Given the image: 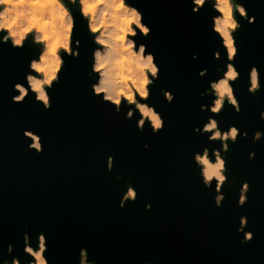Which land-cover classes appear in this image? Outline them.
Masks as SVG:
<instances>
[{
	"label": "water",
	"instance_id": "water-1",
	"mask_svg": "<svg viewBox=\"0 0 264 264\" xmlns=\"http://www.w3.org/2000/svg\"><path fill=\"white\" fill-rule=\"evenodd\" d=\"M135 6L151 28L147 37L138 35L137 44L147 45L160 68L146 101L163 116L159 132L148 122L143 130L138 127V110L126 118L129 106L116 112L94 95L97 75L89 72L96 45L78 3L73 11L80 54L64 56L59 82L49 89V109L31 91L22 103L12 100L18 94L15 83L27 86L39 45L31 38L23 48L0 43V264L14 256L21 264L31 259L24 252V234L35 248L41 232L49 264H79L81 248L94 264H264V136L253 140L257 130L264 133V0H244L254 23L236 14L239 52L232 62L240 72L234 83L240 111L226 102L218 115L201 110L215 98L210 81L221 77L229 62L212 29L217 13L211 4L198 12L192 11V0H135ZM252 66L259 69L261 84L254 94L248 90ZM202 69H207L203 76ZM164 91L173 93L171 102ZM209 117L222 131L232 125L240 129L227 152L202 131ZM25 129L41 137L43 151L29 148ZM205 147L210 155L219 149L227 163L219 207L215 181L205 186L194 160ZM245 181L248 199L240 206ZM129 185L137 198L121 207ZM241 216L248 220L245 231L253 232L246 242L238 231Z\"/></svg>",
	"mask_w": 264,
	"mask_h": 264
},
{
	"label": "clouds",
	"instance_id": "clouds-1",
	"mask_svg": "<svg viewBox=\"0 0 264 264\" xmlns=\"http://www.w3.org/2000/svg\"><path fill=\"white\" fill-rule=\"evenodd\" d=\"M77 3L80 16L86 20L87 29L96 45L89 72V76L97 75V82L91 84L94 95L102 96L104 102L114 105L116 112H120L125 105L129 106L126 118H132L138 110L140 118L137 124L141 130L148 122L154 133L161 131L164 127L163 116L155 106L146 102L151 96V86L159 78L160 68L155 62L154 53L147 51V45L143 42L137 44L138 35L147 37L151 28L143 22V13L135 6V0H0V43L10 42L13 48H23L31 38L34 44L40 46L38 58H32L29 62L30 71L25 77L27 86L20 82L14 84L18 94L12 97L13 102L22 103L31 91L35 100L42 103L45 109L51 107L49 89L59 82L65 64L64 56L78 57L80 54L81 41L76 38V16L73 11ZM192 3L193 12L211 4L217 13L212 17V29L221 39L229 61L223 75L210 81V91L215 98L210 106L201 105V110L208 109L218 115L227 102L239 112L240 104L235 95L234 83L239 79L240 72L232 62L239 52L234 34L239 31L241 23L236 14L250 24L256 18L248 15L244 0H192ZM214 56L219 59L220 52H215ZM206 72L207 69H202L199 74L203 76ZM249 79L248 90L254 94L261 87L260 72L256 66L251 67ZM163 94L168 102L174 99L170 91H164ZM205 94L208 92L201 93ZM260 116L264 119V112ZM196 131L201 129L197 128ZM202 131L210 133V141L220 140L225 152L229 148L228 142H235L240 135V129L235 125L222 131L219 122L213 117H209ZM243 135L247 137L248 133L245 131ZM24 136L31 140L29 148L43 151L38 134L25 129ZM262 136L264 133L257 130L253 140L258 141ZM254 157L255 152H251L249 158ZM194 160L200 167L204 185L211 187L215 181V203L221 206L224 200L222 186L228 180L227 163L221 151L212 149L210 155V150L205 147L202 153L194 154ZM112 167L113 157L109 156L107 168L111 170ZM249 188V183L243 182L238 200L240 206L247 202ZM137 195L135 188L129 185L120 206L123 207L128 200L134 201ZM146 207L150 208L151 205ZM247 223V217L241 216L238 231L243 232L242 242L253 239V232L245 231ZM47 248V238L43 232L38 234V246L35 248L29 234L25 233L24 252L31 257L25 264H49ZM12 250L13 246L9 244L8 252ZM2 264H21V260L14 256L10 261L3 260ZM79 264H94L88 258L86 248L80 250ZM145 264L154 262L146 261Z\"/></svg>",
	"mask_w": 264,
	"mask_h": 264
},
{
	"label": "bare ground",
	"instance_id": "bare-ground-1",
	"mask_svg": "<svg viewBox=\"0 0 264 264\" xmlns=\"http://www.w3.org/2000/svg\"><path fill=\"white\" fill-rule=\"evenodd\" d=\"M38 55H39V53H38ZM38 55H37V58H38ZM26 86V85H25ZM23 264H25V263H23Z\"/></svg>",
	"mask_w": 264,
	"mask_h": 264
},
{
	"label": "rangeland",
	"instance_id": "rangeland-1",
	"mask_svg": "<svg viewBox=\"0 0 264 264\" xmlns=\"http://www.w3.org/2000/svg\"><path fill=\"white\" fill-rule=\"evenodd\" d=\"M40 47V46H39Z\"/></svg>",
	"mask_w": 264,
	"mask_h": 264
}]
</instances>
